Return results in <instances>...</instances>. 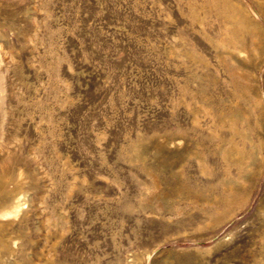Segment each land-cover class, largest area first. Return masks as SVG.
Returning <instances> with one entry per match:
<instances>
[{
  "label": "rangeland",
  "instance_id": "obj_1",
  "mask_svg": "<svg viewBox=\"0 0 264 264\" xmlns=\"http://www.w3.org/2000/svg\"><path fill=\"white\" fill-rule=\"evenodd\" d=\"M2 172L0 264H264V0H0Z\"/></svg>",
  "mask_w": 264,
  "mask_h": 264
},
{
  "label": "bare ground",
  "instance_id": "obj_2",
  "mask_svg": "<svg viewBox=\"0 0 264 264\" xmlns=\"http://www.w3.org/2000/svg\"><path fill=\"white\" fill-rule=\"evenodd\" d=\"M16 179L17 177L15 178L8 177L6 173L4 174L2 172L0 174V193L11 194L12 192H14L15 189L13 187L15 186L14 184ZM18 181L20 182V180ZM23 197H24L23 193L22 194L18 193L14 195L9 201L5 203H0V247H3L6 244V242L2 238L3 237L2 233L6 230L7 228L6 226L11 225V223H13L16 220L17 216L22 211V207L25 204V202L23 201ZM13 245H15L14 238L12 239V246ZM3 249H5V247H3ZM9 249L10 251L12 250L11 248Z\"/></svg>",
  "mask_w": 264,
  "mask_h": 264
}]
</instances>
